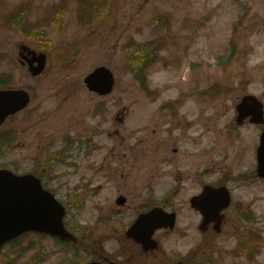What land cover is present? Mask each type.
<instances>
[{
  "label": "rangeland",
  "instance_id": "374dc122",
  "mask_svg": "<svg viewBox=\"0 0 264 264\" xmlns=\"http://www.w3.org/2000/svg\"><path fill=\"white\" fill-rule=\"evenodd\" d=\"M61 1L66 4L62 17L66 26L58 34L42 21L49 7ZM3 2L0 14L7 15L20 3H31L28 19L39 23L31 31L39 41L30 39L26 32L4 27L0 17V75L11 74L14 77L11 85L15 88L35 91L28 111L16 114L2 127V130L12 127L17 137L7 151L0 148V167L24 172L37 159L36 167L45 168L43 183L62 203L69 204L66 221L70 228L95 242L87 251L79 247L62 250L50 237H27L20 245H27L29 241L34 244L33 250L24 253V257L40 250L43 256L38 257L45 258L43 264H79L89 258L87 254L91 255L93 249L99 248L125 264L138 263L134 259H139L140 264H165L167 257L179 255L182 259L193 251L199 254L190 259L195 264L204 261L202 258L208 253L215 258L213 264H264V240L246 243L261 248L252 262L245 258L220 257L218 248L228 252L237 249L242 241L241 221L229 219L219 234L207 231L204 235L198 230L200 216L188 203L191 196L200 192L201 182L224 175L222 179L232 188L233 202L252 204L264 231V182L242 186L230 178L253 169L252 147L258 133L253 127H245L232 136L229 130L234 119L233 102L242 94L239 84H246L247 93L264 102V0H110L108 11L101 19L94 25L85 22L83 26L79 25L81 18L74 0H0V4ZM158 14L169 21V31L159 34L164 36L163 47L167 43L160 55H168L170 66L150 71V87L159 91L156 102L152 103L145 92L138 91L132 76L125 71L124 53L133 54L134 48L120 47L130 40L141 44L155 37L157 32L153 29ZM183 37L187 40L184 43L191 44L189 55L183 58L179 55L175 60L173 55L178 54ZM173 40L181 44L175 45ZM232 41L238 44V58L230 68L218 70L214 66L215 56L227 54ZM20 44L46 53V70L39 78H31L26 68L18 64ZM67 55L71 56L68 62ZM192 60L204 69L195 77L184 79L183 71L187 68L184 64ZM98 66H105L114 74L115 86L109 96H96L83 85V78ZM216 82L222 85L220 98L202 101L199 96L188 97L189 93H197ZM226 87L238 88V94L226 96ZM167 98H179V108L188 112V122H180V128H177L178 122L169 123L167 118L161 122L152 120V111ZM118 101L128 106L126 114L133 107L132 114L126 116L121 126L112 121L113 114L122 106H116ZM135 109L139 118L133 116ZM95 110H105L107 122L102 126V136L94 138V142H105L107 148L88 157L87 144L79 141L85 140L90 129L96 130L99 126V117H93ZM66 144L69 146L64 148ZM244 144L247 152L242 148ZM58 150H64L68 156L62 166L51 172L43 159L48 161L53 155L66 157ZM241 155L243 160L239 163ZM103 172L111 173L109 181L103 180ZM149 185L152 189L146 195ZM91 187H96L98 192ZM119 194L127 198L122 208L114 204ZM148 198L164 202L168 209L178 213V218L172 232L155 235L159 245L156 259L147 260L119 235H123L134 210ZM81 200L84 204H79ZM111 211L118 213L117 219L107 226L100 225L99 218L109 216ZM232 213L233 210L227 212L230 218L235 217ZM84 226L92 230L86 232ZM114 250L118 253L114 254ZM124 254L128 255L126 261L119 259ZM3 260L1 256L0 264Z\"/></svg>",
  "mask_w": 264,
  "mask_h": 264
},
{
  "label": "water",
  "instance_id": "95a60500",
  "mask_svg": "<svg viewBox=\"0 0 264 264\" xmlns=\"http://www.w3.org/2000/svg\"><path fill=\"white\" fill-rule=\"evenodd\" d=\"M42 66H43V61H39L38 68L32 70L33 74L34 75L38 74ZM85 81L90 89L99 90L100 92H106L107 90H109V87L112 84V77L110 73L107 72L106 70L98 69L93 74H91ZM10 97H12V95L9 93L0 94V122L4 119V117L7 114L14 111L13 106L10 104L13 100ZM5 101H7V103L4 104L5 108H2L3 102ZM257 107L259 106L257 105ZM192 204L194 207L195 206L197 207V200L193 199ZM172 224H173V220H171V223L169 225L171 226ZM204 224H207L206 220L203 221L202 225ZM202 225H201V229H204ZM58 229L59 231H56L57 230L56 228L55 230H53L52 233L62 238H66L67 233L63 230V228L61 229V225L58 226Z\"/></svg>",
  "mask_w": 264,
  "mask_h": 264
},
{
  "label": "flooded vegetation",
  "instance_id": "af4514ba",
  "mask_svg": "<svg viewBox=\"0 0 264 264\" xmlns=\"http://www.w3.org/2000/svg\"><path fill=\"white\" fill-rule=\"evenodd\" d=\"M173 152L176 153V150H173ZM142 254H145L147 256V260L150 257V255L152 256V253H142Z\"/></svg>",
  "mask_w": 264,
  "mask_h": 264
}]
</instances>
